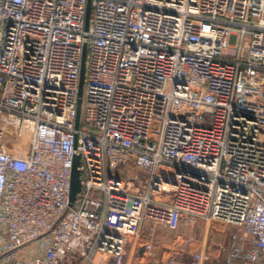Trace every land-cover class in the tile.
<instances>
[{"label":"built area","instance_id":"2783aa9c","mask_svg":"<svg viewBox=\"0 0 264 264\" xmlns=\"http://www.w3.org/2000/svg\"><path fill=\"white\" fill-rule=\"evenodd\" d=\"M198 221L264 264V0H0V264H175L142 230Z\"/></svg>","mask_w":264,"mask_h":264},{"label":"crops","instance_id":"0c3cea01","mask_svg":"<svg viewBox=\"0 0 264 264\" xmlns=\"http://www.w3.org/2000/svg\"><path fill=\"white\" fill-rule=\"evenodd\" d=\"M210 224L205 222H197L193 227L179 228L175 230L176 237L179 240L184 237H192L194 240H198V245L195 243L190 246H184L183 244L178 248V253L175 255V264H215L222 256L220 254V246L227 242L229 227L221 225L220 232H224L225 236L219 238L216 243L215 231L210 229ZM155 228H148V232L144 235H149L152 231L157 237ZM215 243V244H214ZM214 245V246H213ZM219 246V247H218ZM201 250L204 254V260L197 262L193 258L192 260L187 257L193 254V252ZM164 257L154 252L152 260H162ZM163 262L166 264L165 260ZM63 264H110V259L100 257L99 255L92 262H88L85 258L78 255H68ZM123 264H148V259L143 253L142 246L139 243H132L127 246L126 256Z\"/></svg>","mask_w":264,"mask_h":264},{"label":"rangeland","instance_id":"374dc122","mask_svg":"<svg viewBox=\"0 0 264 264\" xmlns=\"http://www.w3.org/2000/svg\"><path fill=\"white\" fill-rule=\"evenodd\" d=\"M199 222H205V223H209L210 224V229H213L215 231V237L217 238L216 239V243L219 241V238L225 236V233L224 232H220V228H221V225L222 224H219V223H213V222H207V221H199ZM148 228H150V226L144 228L142 230V232L144 234H146L148 232ZM154 229H156V233H157V240L154 241V250H153V253L158 251V254L160 252V256H163L164 258L167 256V252L170 250V252H175V247L173 244V242L175 240L178 239V237H176V233L173 231H169L167 230L166 228L164 227H161V226H154L153 227ZM215 244V243H214ZM214 246V245H213ZM219 247V246H218ZM220 248V247H219ZM187 257H189L191 260H192V256L191 255H188Z\"/></svg>","mask_w":264,"mask_h":264},{"label":"water","instance_id":"95a60500","mask_svg":"<svg viewBox=\"0 0 264 264\" xmlns=\"http://www.w3.org/2000/svg\"><path fill=\"white\" fill-rule=\"evenodd\" d=\"M89 14V9L87 10V17ZM85 50L82 53L81 67H80V77H79V89H78V100L76 106V117L75 124L77 126L80 115H81V101H82V87H83V62H84ZM79 163L78 157H75L73 160V166L71 171V182H70V193H69V206H71L75 200L76 194L79 191V172L77 170V165Z\"/></svg>","mask_w":264,"mask_h":264}]
</instances>
